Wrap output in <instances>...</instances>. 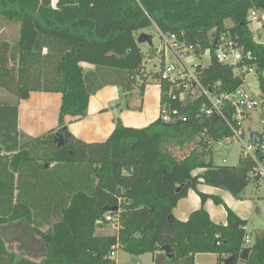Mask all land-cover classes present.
Listing matches in <instances>:
<instances>
[{"label":"trees","instance_id":"trees-1","mask_svg":"<svg viewBox=\"0 0 264 264\" xmlns=\"http://www.w3.org/2000/svg\"><path fill=\"white\" fill-rule=\"evenodd\" d=\"M252 12L264 13V0H0V20L19 28L14 41L0 42V88L16 98L0 103V264H116L111 253L117 250L151 254V264H195L196 255L207 254L217 264L228 257L234 264H264V231L242 260L247 221L197 190L204 184L240 199L251 182L258 186L248 158L213 165L212 144L228 132L214 118H199L197 106L187 111V123L165 124L158 116L136 129L117 118L106 140L71 136L60 148L57 130L25 138L17 124L18 102L33 92L61 95L58 129L66 127L65 118H85L89 99L107 86L120 94L137 87L142 97L156 75L145 72L137 34L151 27L201 50H213L215 39L229 33L251 52L264 91V43L249 30ZM202 82L228 92L242 84L214 58ZM190 190L202 205L177 220L172 211ZM209 198L224 206L225 225L204 209ZM113 223L116 234L99 233ZM16 225L23 230L16 240L28 254L6 246ZM163 246L171 247V258Z\"/></svg>","mask_w":264,"mask_h":264},{"label":"built area","instance_id":"built-area-1","mask_svg":"<svg viewBox=\"0 0 264 264\" xmlns=\"http://www.w3.org/2000/svg\"><path fill=\"white\" fill-rule=\"evenodd\" d=\"M250 19L258 21L256 12L250 14ZM156 30L162 50L157 52L159 64L155 68L153 82L160 91L158 116L161 121L165 124L187 123L190 120L187 111L197 106L199 118H214L220 122L222 131L228 132L219 142L240 145V156L254 164L250 176L261 185L264 182V91L260 90L259 95L254 96L243 84L245 73L256 71L258 74L251 52L244 51L229 33H222L215 39L213 50H201L174 33ZM213 58L232 67L233 74L242 80L236 90L228 92L220 83L206 85L202 82ZM254 116L257 118L254 124L260 127V132L246 127L253 125ZM252 133L253 138L250 136ZM107 220L112 221L109 217ZM251 245L246 232L241 252ZM115 254L112 252L111 257Z\"/></svg>","mask_w":264,"mask_h":264},{"label":"crops","instance_id":"crops-1","mask_svg":"<svg viewBox=\"0 0 264 264\" xmlns=\"http://www.w3.org/2000/svg\"><path fill=\"white\" fill-rule=\"evenodd\" d=\"M257 19L260 20L256 22L257 30L264 32V14H257ZM250 20L251 22L253 21L252 19ZM86 67L87 69L90 68ZM129 94L131 96L130 101L126 99V94H120L119 90L115 87L107 86L103 88L89 99L85 118L79 121H71L70 118H65L67 131L71 136L85 143H98L108 138L115 127V120L117 118L120 119L124 126L136 129L145 128L158 118L160 107V91L158 86H145L142 97H140L137 91L140 103L139 100L137 103H133V93L130 91ZM121 96L125 98L123 109L121 108V103H119ZM15 102H8V104ZM60 106V94L30 93L26 100L18 102L17 124L20 133L25 138H36L49 131L58 130ZM200 172V170H197L194 174ZM260 186L255 187L254 185L255 188H259ZM197 190L203 194L220 198L225 206L242 220H245L246 214H249L253 209L252 201L245 199L244 193L240 199H236L221 189L204 184H199ZM201 205L198 194L190 190L187 196L177 203L172 211V215L177 220L185 221ZM203 206L214 223L226 224L227 214L224 206L216 205L210 198L205 201ZM200 257L202 255L195 256V264H199ZM208 257L212 258L211 264H217V256L210 255Z\"/></svg>","mask_w":264,"mask_h":264},{"label":"rangeland","instance_id":"rangeland-1","mask_svg":"<svg viewBox=\"0 0 264 264\" xmlns=\"http://www.w3.org/2000/svg\"><path fill=\"white\" fill-rule=\"evenodd\" d=\"M264 14V13H262ZM257 21H252L249 24V30L251 31L254 39L257 43H263L264 42V32H259L257 29ZM225 26L227 28L232 26L231 21L226 20ZM18 25L16 23L8 22L6 20H0V42L3 40H6L8 42H12L17 38L18 35ZM141 34L150 35L152 37V50L149 52V46L146 43L139 44L140 49L143 54V65L145 66V72L147 74H150L152 77L156 66L159 64V55L157 52L162 50V44L160 42L159 35L157 33L156 27H151L146 30H142L138 32L137 37H139ZM243 84L245 87L248 88L249 92H251L254 96H258L260 93L259 89V82H258V74L256 71H252L251 73H245L244 74V80ZM147 86V85H146ZM148 86H157L155 82L150 83ZM133 93V103H137L139 100L140 103V97L137 94V87H133L131 90ZM126 99L130 101V94L126 93ZM123 96V95H122ZM121 96V100H119V103H121V108L123 109L125 106V98ZM16 101V98L6 92L4 89L0 88V103H8V102H14ZM151 108V107H149ZM254 122L253 125L250 124L249 126H246L247 128H252L253 130H256L257 132H260V127L256 126L254 123L257 122V118L254 116ZM240 156V145L236 142H232L230 145L227 143H213L212 144V156L211 160L213 165L215 166H234L237 163V160ZM225 160L226 163L223 164L222 161ZM245 199H248L252 201L253 203V209L249 214H246L245 220L247 221V236L248 238L254 242V239L256 235L260 232L264 231V182L261 183V186L259 188H255L253 183L251 182L249 186L245 189L244 192ZM117 225L111 224L99 231L100 234L110 235V234H116L117 233ZM23 230H20V226L16 225L15 228L10 227L9 228V235L4 238L6 242V246L13 252H15L17 255H24L25 252L24 247L21 243L17 242V238H21ZM32 239V237H31ZM30 239V240H31ZM36 240H32V244L36 245ZM207 255H202V257L199 258V264H211L212 258L208 257ZM113 259L116 261V264H151L152 263V255L146 254L143 256H133L129 255L123 251L117 250L115 256Z\"/></svg>","mask_w":264,"mask_h":264},{"label":"water","instance_id":"water-1","mask_svg":"<svg viewBox=\"0 0 264 264\" xmlns=\"http://www.w3.org/2000/svg\"><path fill=\"white\" fill-rule=\"evenodd\" d=\"M138 44L146 43L149 47H152V37L150 35L141 34L137 39ZM252 138L254 137V134L252 133L250 135ZM71 141V134L67 131L66 127L59 128L54 133V143L57 148H60L65 143H68ZM161 251L164 252L168 258L172 257V249L170 246H163L161 248ZM250 253V248H246L242 251L240 258L242 260H246L248 258V255ZM235 257H228L224 259L223 264H234Z\"/></svg>","mask_w":264,"mask_h":264}]
</instances>
